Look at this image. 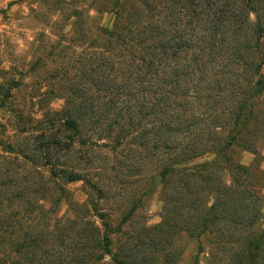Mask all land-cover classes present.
I'll return each instance as SVG.
<instances>
[{
    "label": "trees",
    "instance_id": "16d2710c",
    "mask_svg": "<svg viewBox=\"0 0 264 264\" xmlns=\"http://www.w3.org/2000/svg\"><path fill=\"white\" fill-rule=\"evenodd\" d=\"M89 3L53 16L73 33L48 53L62 61L38 100L64 99L56 131L3 145L36 176L0 184V264H179L182 235L198 242L191 264H264L258 167L234 159L263 157L264 0Z\"/></svg>",
    "mask_w": 264,
    "mask_h": 264
},
{
    "label": "rangeland",
    "instance_id": "374dc122",
    "mask_svg": "<svg viewBox=\"0 0 264 264\" xmlns=\"http://www.w3.org/2000/svg\"><path fill=\"white\" fill-rule=\"evenodd\" d=\"M90 0H0V184L10 186L13 172H22L23 176H36V168L26 166V161L20 152L3 150V145L18 144L21 148L28 142L34 147L40 144V136L45 126L57 129L55 112L62 109L64 99L53 98L44 107L38 103L39 95L47 88H55L53 77L54 68L62 59L53 54L49 55L52 47L60 42L61 34L66 33L64 43L71 46V22L56 23L61 12L69 14L76 6L86 10ZM94 14L90 8L88 9ZM52 16V17H51ZM103 23L109 21L104 16ZM60 47V45H59ZM54 49V48H53ZM71 54L67 49L63 56L67 59ZM48 112V114H47ZM263 155L256 158L253 153L235 150L234 159L244 164L256 163L253 185L264 195V142L259 144ZM104 152H107L106 150ZM108 153V152H107ZM147 177L134 180V186L144 185ZM28 185V182H25ZM68 187L77 198H84L85 187L82 182L69 184ZM162 199L160 184L146 198L141 211L143 219L150 224L161 220ZM119 212H115V217ZM179 243L184 246L183 259L179 264H191L198 242L182 235ZM207 246V243H205ZM206 253L200 255L199 264H204Z\"/></svg>",
    "mask_w": 264,
    "mask_h": 264
}]
</instances>
